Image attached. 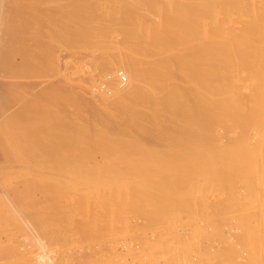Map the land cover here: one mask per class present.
Returning <instances> with one entry per match:
<instances>
[{
    "label": "bare ground",
    "instance_id": "obj_1",
    "mask_svg": "<svg viewBox=\"0 0 264 264\" xmlns=\"http://www.w3.org/2000/svg\"><path fill=\"white\" fill-rule=\"evenodd\" d=\"M90 211L264 264V0H0V264Z\"/></svg>",
    "mask_w": 264,
    "mask_h": 264
},
{
    "label": "rangeland",
    "instance_id": "obj_2",
    "mask_svg": "<svg viewBox=\"0 0 264 264\" xmlns=\"http://www.w3.org/2000/svg\"><path fill=\"white\" fill-rule=\"evenodd\" d=\"M117 77H118L117 79L120 81V83L126 84L127 81H126V77H125L124 73H120ZM121 77H123V78L125 77V80L122 81ZM105 198H106L105 194H103V196H99L98 198H94L92 204H91L92 200H90V201L88 200V203L90 202V204L92 206L95 205L94 207H97V206H99V204H101V205L106 204L107 199H105ZM125 201L126 200H123L122 203L124 204ZM120 208H124V207L122 206ZM90 212H91V215H90ZM90 212L83 214L82 215L83 218L81 216H78V217H81L82 220L85 219L86 222L87 221H89V222H87V223L85 222V224H83L84 223V220H83L82 225L77 224L75 226L76 228L74 227L77 233H80V232L83 233V237L81 236V233L78 235L77 233L74 232L75 230L73 228H71L69 233L74 232L75 235L77 234L76 235L77 237L74 234L72 235V233L70 234L72 237L75 238V240H74V238L70 237V235H68V232H67V234H66V235H68V236H66L67 238L65 237L63 239L64 241L63 240L60 242L57 241L59 244L56 241L54 242V239L50 237V234L48 235L49 237L46 236L45 239L41 238V235L43 233L42 231L47 232L48 229H46V228H49V231L51 232V230H50L51 225L43 223L41 221L34 223V225H33L34 232L36 233V236L38 235L37 237L39 238L40 242H43L44 245L46 244L45 248H44V245L42 243L40 244L41 246H39L35 243H34V245H32V243H31L30 245H31L32 249H29V251L28 250L25 251L27 248H29V246H30L29 243H22L21 241H19V239L21 240V238L16 239L12 245H7V246H9L8 248L11 251V255L8 258V261L6 263L7 264H48L49 261H51L52 264L53 263L54 264H84L85 262H86V264H137V263L138 264H155L156 262H158L156 264H161V263L164 264L165 262H168L169 259L173 256V254L175 252L174 251L175 241H174V238L172 237V235L170 233H168V231H165V233H166V234H164L165 236L163 235L164 230L162 231V229H159V230L157 229L158 231H160V233H159L157 230L153 229L152 227H150V228H152L153 230L149 229L148 227H140V230H138L139 227L133 226L134 229L132 231L133 227L129 228V226L127 227L126 225L122 226L120 223L118 224V216L120 215L119 212H118L119 215L114 211L112 213L108 212L107 214H106V212L102 213L100 211V213H102V215L101 214L96 215L95 213H94L95 214L94 215V214H92V211H90ZM98 213H99V211H98ZM79 215H81V214H79ZM97 216L100 220V223L98 220H95V218H94V217H96V219H97ZM120 216H122V215H120ZM136 216L137 215L132 216L135 219L133 218L134 220H132V218H131V222L137 221V223H138L139 220H141V219L138 220V218L139 217L141 218V216H143V215L141 213V216H139V217L137 216V218H136ZM103 217H104V219H103ZM120 219H119V221L122 222V218H120ZM142 219H143V217H142ZM90 220H92L94 222H91ZM96 221H98V222H96ZM123 223H125V222H123ZM53 226L56 227V225H53ZM53 226H52V228H54ZM77 227H79V230ZM87 227H89V228H87ZM135 227H137V229ZM207 230H208V232L206 233ZM207 230L204 231L205 233L204 232L202 233L201 237L205 238V239L207 238L208 241L210 242L212 240L213 234L210 232L209 229H207ZM54 231H56V230H54ZM78 231H80V232H78ZM156 232H157V234H156ZM84 233H87V234H84ZM152 234H154V236ZM159 234H160V236H158ZM79 236L82 237L81 238L82 240L84 238L85 241L84 240L82 241L81 239L79 240V238H78ZM87 236H90V237H87ZM156 236H158L160 238H157ZM190 237L191 238L197 237V233L192 232ZM209 237H211V240ZM155 238L157 240L158 239L159 240L156 241ZM165 238L168 240H163ZM50 240H52L54 243L52 242L53 243L52 244ZM77 240H79V242ZM49 242H50V244H49ZM64 242H66V243H64ZM76 242H78V243H76ZM84 242H86V244ZM57 244H58V246H57ZM25 245L26 246L28 245V246L26 247ZM64 247H65V249H64ZM143 247H146V248H143ZM9 249H7V250H9ZM43 249L44 250L46 249V253L48 255H46V253ZM50 249H52V250H50ZM167 249L169 250V252ZM171 249H173V252L172 251L170 252ZM105 250H106V252H105ZM24 251L27 254H30V253L31 254L35 253L34 255H36V253H42V254H41V257L39 255L37 257V255H36L34 257L30 256L27 258L26 255L24 254ZM40 251H42V252H40ZM66 251H67V253H66ZM153 251H154V253H153ZM157 251H159V252H157ZM52 253H54V254H52ZM171 253H173V254H171ZM43 254H44L45 258H44V256H42ZM202 254L205 255V258L206 257L210 258L207 255V253L206 254L202 253ZM12 255H14V256H12ZM195 255H196V257H195ZM195 255L193 254L190 256L191 260L193 259V257H194V259L197 258L196 261H191L190 262L191 264H204V263L209 264L210 263V261H208V259L203 258V260H201L202 258H201V256H199V254H195ZM25 257H26V259H24ZM48 257H50V259ZM80 257H82V258H80ZM198 257H200L199 258L200 260L198 259ZM83 259H85V260H83ZM128 261H130V262H128Z\"/></svg>",
    "mask_w": 264,
    "mask_h": 264
},
{
    "label": "built area",
    "instance_id": "obj_3",
    "mask_svg": "<svg viewBox=\"0 0 264 264\" xmlns=\"http://www.w3.org/2000/svg\"><path fill=\"white\" fill-rule=\"evenodd\" d=\"M121 80L123 81V80H124V78H123V77H121Z\"/></svg>",
    "mask_w": 264,
    "mask_h": 264
}]
</instances>
